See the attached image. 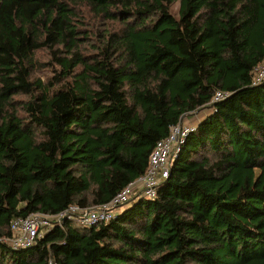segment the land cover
I'll return each instance as SVG.
<instances>
[{"label":"trees","instance_id":"trees-1","mask_svg":"<svg viewBox=\"0 0 264 264\" xmlns=\"http://www.w3.org/2000/svg\"><path fill=\"white\" fill-rule=\"evenodd\" d=\"M262 66L264 0H0V264H264ZM203 108L155 198L4 240L109 203Z\"/></svg>","mask_w":264,"mask_h":264},{"label":"built area","instance_id":"built-area-1","mask_svg":"<svg viewBox=\"0 0 264 264\" xmlns=\"http://www.w3.org/2000/svg\"><path fill=\"white\" fill-rule=\"evenodd\" d=\"M263 77L264 66L260 68L259 77L254 83L261 82ZM229 95V92L217 91L213 101H220ZM186 124L180 122L171 127L170 134L160 140L152 151L146 172L119 191L109 203L93 209L70 205L56 215L32 213L25 218H16L11 223L14 234L5 241L13 249L31 247L65 219L75 220L83 226H93L112 220L116 216L113 209L128 202L139 191L142 196L155 198L161 180L169 176L182 146L196 130V126ZM48 264L58 263L50 258Z\"/></svg>","mask_w":264,"mask_h":264},{"label":"rangeland","instance_id":"rangeland-1","mask_svg":"<svg viewBox=\"0 0 264 264\" xmlns=\"http://www.w3.org/2000/svg\"><path fill=\"white\" fill-rule=\"evenodd\" d=\"M174 9H177V5H176V7H174ZM47 72H49V71H47V68H43V70H41L40 72H39V74L41 75V77L42 78H47L48 77V75H47ZM211 112V109H209V108H203V109H201L200 111H198L197 113H200L201 115L202 114H205V115H207V114H209ZM187 118H189V117H185L184 118V120H186ZM182 121V122H184V123H187L186 125L188 126L189 124H191V125H194V126H196V128L198 127V125H195V124H193V123H189V122H186V121ZM263 168H256V170H255V180H258L259 178H261V176H262V173H263ZM135 201V199L134 198H131L128 202H126V203H124V204H122V205H119V206H117V207H115L113 210H114V213L115 214H118V212H121L122 210H124L126 207H128V206H130L133 202ZM92 209H93V207H92ZM14 234V233H13ZM15 235H16V232H15ZM4 240H6V239H4Z\"/></svg>","mask_w":264,"mask_h":264},{"label":"crops","instance_id":"crops-1","mask_svg":"<svg viewBox=\"0 0 264 264\" xmlns=\"http://www.w3.org/2000/svg\"><path fill=\"white\" fill-rule=\"evenodd\" d=\"M205 117H206L205 114L201 115L200 113H196L194 116L189 117L184 121L198 125ZM136 194H138V192Z\"/></svg>","mask_w":264,"mask_h":264}]
</instances>
